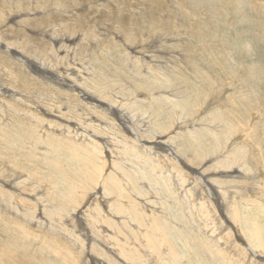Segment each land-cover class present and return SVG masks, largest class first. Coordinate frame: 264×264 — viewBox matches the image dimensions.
<instances>
[{
  "label": "rangeland",
  "instance_id": "obj_1",
  "mask_svg": "<svg viewBox=\"0 0 264 264\" xmlns=\"http://www.w3.org/2000/svg\"><path fill=\"white\" fill-rule=\"evenodd\" d=\"M26 1L30 4H26ZM104 1L108 3L110 9L112 8V15L110 16L105 10H101L103 9L101 2L97 0H76V3H70V0H61L62 5H69L72 9L74 8L71 16L57 11L54 0H0V41L15 38L14 35L18 38L23 36L30 40L47 44L46 46L49 48L53 44L47 38L40 37L37 33L41 34V32L38 30H48L53 24H60L59 20H63L69 25L74 24L83 27L88 25L90 29L100 31L97 27L105 28L103 26H106L107 21V24L111 25L110 18H114L117 14L115 3L110 0ZM150 1L123 0L122 5L125 8L127 7L128 10L124 11L121 16L125 21L128 19V14L136 15L133 16L136 20L142 15H147L149 18L152 15H156L157 18L154 17V19H157V21H155L154 25L157 28L160 23L166 21V23H162L163 26L161 27L164 28L163 32L165 34L161 33V36H157L159 32H156L157 35L154 32L151 33L152 29L150 31V28L147 27L148 29L146 28L141 33L142 39L145 41L139 39V42L137 41L136 43L135 41L136 46L133 44L134 46L130 45L127 49L131 52L134 51L137 56L143 55L146 57V53L142 49L146 45L149 46L154 43L153 47L156 49L155 51L158 50V56H161L160 58L162 59L150 60V66L145 65V67H148L146 71L152 72V67L156 65V68L162 66L174 69L172 74H170L171 82L167 81L164 75H159L156 72H154L156 74L151 75V79L156 80L155 78L159 76L160 81L165 80L162 85H153L152 87L149 85V88L145 85V82H140L137 76L135 78L128 71V63L122 61L120 52L124 54L125 46L124 49H119V52L113 50L114 58L111 55V57L109 56L110 53L106 52L109 48L105 47L106 49L104 48L100 52L99 57L97 56L98 60L94 55L97 52H93L94 54L90 55L89 58L88 53L84 52V49L83 51L80 50L79 55H76L77 57L75 56L73 60L70 56H66V58L62 56H64L67 48L68 50L73 49L78 40H68L70 36L65 35L64 37H58L56 40L62 44L57 48L53 46V51L49 52L50 59L57 57L63 60L62 63H56L58 66L53 65L54 67H50L51 73L53 74L54 72L62 80H68L75 85H78V82L74 81L73 76H75L76 80V77H80L82 73L91 74L92 77L93 73V76H95V74L101 75V73L105 72L102 79L100 78L104 80L105 84L103 92L98 93V88L96 87V94H100V102L116 110L115 116L117 118L114 116L112 122L115 121L113 122L114 125H120L122 132H118L117 135H111L112 132L110 134V131H98L99 125L95 119L99 118L105 121V117L102 114L99 115L98 111L90 110L88 113L89 109L78 110L81 107V101L78 104L71 99L72 103L78 104V107H75L76 104H71L72 106L69 107L70 95H68V100L66 99V94L60 96L64 98L62 100L47 97V90L44 88L46 83H43L48 81L46 79H42L44 81H40L38 84L31 83L33 86L25 83V85H29L28 87L25 86V89L27 88L26 91L29 88V91L32 90L30 91V96L32 97L30 99L41 109L40 112L42 114L40 113L36 116L42 121V125L34 123L31 119L22 118L19 120L20 118H13L10 116L11 112H6V119L10 125H14V130L6 132V136L0 133V168L1 170L3 169L2 171L0 170V184L16 177H13L10 172H6L4 169L2 164L6 161L10 167L15 168L21 176L23 175L24 180L34 177V181H38L41 187H38L36 193L43 194L45 198H48L52 208L56 205L62 208L56 210H59L60 215L55 216L52 220L54 226H52L50 231H53V233L54 231L58 232L56 236L53 234L45 235L42 231H40L42 233H38V231L32 232L30 231L31 229L27 230L29 229L28 226H25V229H21L17 227L18 223L13 215L4 212L6 215L3 213L2 215L0 212V251L1 253L2 250L5 251L3 257L0 255V264H80V258H86L84 264H98L95 257H92L93 259H90V256L87 257L89 254L92 253L94 255L96 252H89V248L86 250L88 246L86 239L89 236V232L85 233L86 237L82 236L86 230L83 229L82 231L79 228L78 222L76 223V220L72 218L74 214L70 215L69 210L72 209L78 214V212L85 210L90 205V208H87L89 211L88 217L95 214L98 218L101 217L94 206L98 205V208L100 207L104 210L101 203L107 197H99L98 190L100 191L101 185L109 186L108 181L113 182L110 189L111 191L113 189L114 198L112 197L111 200L107 198V200L105 199L107 202L104 201V203L112 204L114 201L116 203L119 190L123 195L120 199L124 201L125 207L126 205H134V207L138 205L134 212L138 220L141 219L142 215H140L141 206H139L141 204L137 199L148 205L145 206V212L151 218L152 226H154L153 231L156 234H154L155 237L152 236L150 239L152 241L151 244L155 248H163V250L162 248L160 249L161 252L159 251L155 255L160 262L159 264H262L257 258H252L253 256H250V253L242 244H248L249 247L253 245L255 248L250 247V249L254 251V254L258 257H264V151H259L260 148H264V0H161L157 5ZM39 2L43 4L42 8L36 6ZM87 6L88 10L82 12ZM136 9H140L137 12L138 15L135 12ZM76 11H80L82 16H77ZM143 11L148 13L146 14ZM177 13L179 15H176ZM189 14L193 15L189 17ZM24 18L27 19L24 20ZM80 26L77 27L83 28ZM109 29L112 30L110 31L111 34L116 31L111 26ZM44 35L48 36L49 33ZM42 38L43 41H41ZM176 38L179 39L177 40ZM119 39H122L123 44L125 43L123 35ZM61 40L68 42L64 43ZM89 41L93 42L94 40ZM165 41H169L165 44L166 46L163 43ZM54 45L56 44L54 43ZM88 46L92 51H96L95 44ZM153 47L150 50L154 51ZM140 48L141 50H139ZM38 61L37 63L40 64L41 61ZM144 62L146 61L144 60ZM43 66L45 67V72H47L49 66ZM175 69L179 71V77L181 78L176 77ZM27 72L31 77L29 74L30 69ZM71 75L72 77H70ZM83 77L82 80L85 79L84 74ZM124 80L134 85L133 87L136 86V88L132 89ZM14 81L10 80L5 85L6 88L15 90L16 88L12 85ZM86 82L89 87L92 86L90 81L86 80ZM80 88L83 89L86 86L82 85ZM137 88L139 91H137ZM135 92H138L141 98L146 96L152 98L153 96L156 97L157 94L163 93V95L169 96L171 103L167 100L168 98L165 100L153 99L154 101L151 103L136 99L135 102L138 103L135 106L133 104L136 97ZM54 93L57 94L58 92L54 91ZM130 103L133 106L129 105ZM167 104H173L182 111V114L179 111L178 117L180 115L182 117L180 116L176 123H174V120H172L173 122L171 121L169 111H165V105ZM120 106H123L124 109ZM157 109L160 112H157ZM191 109H195V114L189 115L188 110ZM19 111L25 114L30 113L28 108L21 106ZM78 111L80 112L78 113ZM54 117H58L57 121ZM59 120L64 122L62 123ZM129 124H134L136 128L138 126L137 131L139 133L129 136L127 134L129 131H124L126 130L125 128L129 129ZM100 126L103 127L102 124ZM192 128L196 129L195 131L198 133L189 136L186 130ZM62 129L63 132L61 133ZM94 134L109 139L106 141V148L100 140L96 139ZM117 136L120 139H116ZM120 136H124L126 141ZM87 137H91L92 139H90L94 141L95 145L99 144L102 147L98 148L96 146L95 150L98 151L93 152L94 145L87 144ZM175 140L179 146L177 148L178 151L175 150L173 145ZM141 142L146 144L145 152L140 149ZM158 142L163 144L161 147L170 149L176 157L183 158L184 154L189 155L190 157L184 159L189 160L185 164L190 168L198 170L202 174V170L206 171L210 168L207 171L208 173L205 172L203 175L206 178L211 175V172L213 175L216 174L215 181L217 183H215L219 187L216 186L221 191H225L223 194L218 192L217 196L221 199H217L211 188L206 196L199 186L201 185L200 181H196L195 178H189L190 175L185 172L186 170L171 155H166L164 150L157 149L161 147L154 149L148 147V144L154 146ZM47 143H50L54 148L52 151H43V147ZM241 143L247 144V147L240 146ZM36 145L43 146L42 150L39 151L40 149L38 150ZM138 145L139 149H137ZM133 149L135 154L143 157L149 164L147 162L143 163L134 154L131 155L130 153H132ZM111 151H114V153L111 154ZM218 160H220V164L225 162L231 163L232 166L228 164L226 165L229 166L228 168L214 171L212 168ZM245 160L250 168H254L255 165L258 167L257 177L262 179V183L256 192L254 189L249 188L250 180H241V176L234 177L239 171L237 166L241 161L245 162ZM249 160L251 161L248 162ZM115 161L121 166L119 167ZM123 161H131V163H127V167L130 169L128 170L137 171L136 175H141V178L146 180L144 182L146 187L143 188V195L134 196L135 191L140 194L141 190L138 187H135L133 191H127L124 184L122 186L123 189H118L117 186L123 184L120 183L121 177H125L121 169ZM220 164L217 166L221 167ZM4 165H7V163ZM132 165H134V168H132ZM224 173H228L230 176L233 175L230 178L232 181L227 177H222ZM136 175L133 176L137 179ZM179 179H181V182ZM170 182H173V187ZM136 183L139 184V181L137 180ZM168 183L170 184L169 187L167 186ZM190 183H193L196 189L198 188L199 194L192 190ZM25 185L23 187L25 189L24 192H26L22 191V195L15 196V199H19L22 202L21 208L25 206L30 208L29 211L37 210L35 217H39L38 209L41 206L39 205L38 207L37 204L31 203L35 202L33 200L35 192L28 183H25ZM76 185H81L82 189H74ZM235 187H243L242 192L251 191L252 194L246 197L229 196L228 193L232 194L231 189H236ZM4 188L5 191L14 192L9 187L6 189V186H0L3 191ZM198 195H200L199 198L201 200L197 198ZM69 196H72V198ZM95 198H98V201L93 202ZM226 200H229L227 203H230V207L234 212V216L230 218L229 229L223 220L224 216H228L225 213L226 207H228ZM19 201L15 203L18 204ZM29 201L31 202L29 203ZM65 211H68V218L64 216ZM8 215L10 219L6 218ZM50 215V217H54L55 214L50 213ZM105 215L110 220L105 222L102 228H105V226L109 228V222L122 220L114 215L107 213ZM57 217L62 218L65 224H61ZM161 221H165L168 227L172 228H167ZM131 222L134 223L133 221ZM142 223L144 222L142 221ZM130 226L132 225L129 223L124 224L125 233H131L133 229ZM81 227L83 228L82 225ZM49 228L51 229V227ZM142 228L143 232H145L144 225H142ZM252 231L254 233L255 231L257 232L255 234L258 235L256 238L258 240L255 241L250 238L249 234ZM246 233L248 237L243 236ZM123 236L122 238L126 237L125 234ZM132 236L136 240L139 239V234L132 233ZM71 237H77L76 242L81 244L80 252L82 253L79 258L77 257L78 251L75 249L77 246H73L69 242ZM245 237L248 239H245ZM146 240L144 244H147ZM92 242L90 239L89 244L91 245ZM93 245L96 248L97 244L94 243ZM152 246L150 245L151 248ZM83 247L85 248L84 251H82ZM6 248L9 251H6ZM173 254L177 257V261H170L171 259L168 258Z\"/></svg>",
  "mask_w": 264,
  "mask_h": 264
},
{
  "label": "bare ground",
  "instance_id": "obj_2",
  "mask_svg": "<svg viewBox=\"0 0 264 264\" xmlns=\"http://www.w3.org/2000/svg\"><path fill=\"white\" fill-rule=\"evenodd\" d=\"M29 1H32V0H29ZM98 2L100 1L101 2V5H102V8L101 10H105L108 14V16L112 15V8L110 9L108 3L104 0H97ZM112 3H115L114 5H116V11H117V14L115 15L114 18H110L111 19V25L110 24H107L106 23V26H103L105 28H99V26L97 27V29H99L100 31H96V29L92 30L89 28V26L87 25L86 27H83V26H80V25H69L68 23H66L65 21L63 20H59L58 22H60V24H53L50 29L48 30H38L40 33H37L40 37H44V38H47L51 44L53 45H50L49 48L46 46L47 44H44V43H41V42H38V41H33V40H30L29 38H25L23 36H20L19 38L14 35L15 38H12V39H4L2 40V42L0 41V133L3 135V136H6V132L8 131H13L14 130V125H10L9 122L7 121L6 119V112H11L10 113V116L11 117H17L16 119L20 118L19 120H21L22 118L24 119H31L33 120L34 123H38V125H42V121L39 119V117H37L36 115H39L41 112L37 105L34 104L35 102H33V100L30 99V90L28 89V91H26L25 89V83L26 84H31V83H34V84H38L40 81H42V79H46L48 80L47 82H43V83H46L44 88L46 91H43L46 92V96L47 97H50L52 99H64L63 97H60L64 94L67 95V100H68V95H70L69 97V101L68 103L70 104V106L76 104V103H81L82 104L80 105L81 107L78 108V110H84V109H89L88 110V113L90 110L92 111H98L99 112V115L102 114V116L105 117V121L101 120V119H95V121L98 123L99 125V129H97L98 131H110V134L112 132L111 135H117L118 132H122L121 129H120V125H114L113 121L112 122V118L115 116L116 114V110H113V108L111 106H108V105H105L104 103L100 102V94H96V90L95 88L97 87L98 88V93H101L103 92L102 90L104 89L105 87V84H104V80H101L102 77L105 75V72H103V74L101 73V75H92L91 77V74H88V73H82V75L79 77L77 76L76 77V80H75V76L74 77V81H77L78 85H75L73 84L72 82L68 81V80H62L61 78L58 77V75L54 72L53 74L51 73V69L50 67H52L53 65L55 66L56 63H62L63 60L62 59H59L57 57H54L55 59H50V53L53 51V46L55 48H57L59 45H61L62 43L56 41L58 39V37H64L65 35H68L70 36L68 40H78V43H76L74 45V48L73 49H69L67 48V50L64 52V56H62L63 58H66V56H70L73 60H74V57L76 55H79V52L80 50L83 51V49L85 50L84 52H87L89 58H90V55L94 54L95 52H97L95 55L96 59L98 60L97 56L99 57L100 55V52H102V50H104V48H109L108 50H106V52L110 53L109 56L111 55L112 58H114V54H112L114 51H120L119 49H124V46H125V50H124V54H121V58H122V61H126L128 63L127 67L129 68L128 71L131 72V74L135 77L137 76V78H139L140 82L143 81L145 82V85H147L149 88L150 86L152 87L153 85H162L165 80H159V76L156 77L155 79L156 80H152L151 79V75H154V74H161V75H164L167 79V81L171 82L170 81V74H172V71H174V69H169V68H166V67H162V66H158L156 68L155 67H152L153 68V71L152 72H147V66H150V62L153 60V59H162L160 58L161 56H158V50L155 51L156 49H154V43H152L151 45L147 46V48H143L142 51L144 50V52L146 53V57L145 56H137L135 54L134 51H129V46L130 45H135V41L137 43V41L139 39H142V34L143 31L149 27L150 28V31L151 33H155L156 32H159V35L157 36H161L162 34L161 33H164L163 30L164 28H161L163 26L162 23H166V21H163L164 18H163V22L162 23H157L159 24L158 28L154 25L155 21H157V19H154V17H156V15H152L151 18L147 17V15H142L139 19H134L133 16H136L133 14L132 15H129L128 14V19L127 20H123L122 18V13L127 9V7H123L122 3H123V0H120V1H114V0H110ZM161 0H151L150 2L153 3V4H158ZM174 1V0H173ZM177 1V0H176ZM157 2V3H156ZM166 2V1H165ZM172 2V1H171ZM170 2V3H171ZM29 2L26 1V4H28ZM61 0H54V5L57 9V11H59L60 13H63L65 15H68V16H71V13L74 12V8L72 9L69 5H62L61 4ZM70 3H76V0H70ZM140 3V2H139ZM138 3V4H139ZM173 3V2H172ZM176 3V2H175ZM233 3V2H232ZM25 4V5H26ZM30 4V3H29ZM79 4V3H78ZM77 4V5H78ZM99 4V3H98ZM174 4V3H173ZM179 4V3H178ZM35 5V4H34ZM43 4L41 2H39L38 5H36L37 7H40L42 8ZM88 5H90L88 3ZM96 5V4H95ZM126 5V4H125ZM141 5V4H140ZM143 5V4H142ZM80 6V5H79ZM155 6V5H154ZM170 6V4H169ZM173 6V5H172ZM81 7V6H80ZM101 7V6H100ZM136 7H138L136 5ZM162 7V6H161ZM171 7V6H170ZM182 7V6H181ZM216 8V7H215ZM238 8V7H237ZM77 9V8H76ZM75 9V10H76ZM90 9V8H89ZM96 9H98L96 7ZM146 9V8H145ZM148 9V8H147ZM156 9V8H155ZM159 9V8H158ZM166 9V8H165ZM178 9V8H177ZM79 10V9H77ZM81 10V9H80ZM86 11L88 10V6L82 10L83 11ZM100 10V11H101ZM131 10V9H129ZM132 10H134L132 8ZM140 10V9H138ZM138 10L136 9L135 12L137 13ZM149 11V10H148ZM151 11V9H150ZM153 11V10H152ZM157 11V10H156ZM174 11V10H173ZM183 11V10H182ZM98 12V11H97ZM145 12V11H143ZM154 12V11H153ZM187 12V11H186ZM135 13V14H136ZM140 13H142V11H140ZM146 13V12H145ZM148 13V12H147ZM146 13V14H147ZM150 13V12H149ZM163 13V12H162ZM172 13V12H171ZM180 13V11H179ZM190 13V12H188ZM192 13V12H191ZM76 14L77 16H82L81 15V12L80 11H76ZM153 14V13H152ZM185 14V13H184ZM32 15V14H31ZM138 15V13H137ZM172 15V14H170ZM174 15V14H173ZM176 15H179L178 13ZM187 15V14H186ZM185 15V16H186ZM193 15V14H191ZM189 14V17L191 16ZM24 16V15H23ZM132 16V17H131ZM182 16V15H181ZM27 17V16H26ZM38 17V16H36ZM170 17H174V16H170ZM169 17V19H170ZM188 17V15H187ZM88 18V17H87ZM157 18V17H156ZM175 18V17H174ZM193 18V17H192ZM27 18H24V20H26ZM82 19V18H81ZM160 19V18H159ZM168 19V18H167ZM186 19V18H185ZM184 19V20H185ZM71 20V19H70ZM75 20V19H74ZM83 20V19H82ZM166 20V19H165ZM180 20V19H179ZM161 21V20H160ZM169 21V20H168ZM13 23H15L14 20H12ZM37 22V21H35ZM86 22V21H85ZM172 22V21H171ZM175 22V20H174ZM179 22V21H178ZM177 22V23H178ZM127 23V24H126ZM176 23V22H175ZM184 23V22H182ZM191 23V22H190ZM189 23V24H190ZM105 24V23H104ZM17 25V24H16ZM83 25V23H82ZM77 26H80V27H83V28H79ZM111 26V28H114L116 31V33H112L109 29V27ZM169 26V24H168ZM181 26V25H180ZM190 26V25H189ZM205 26V25H204ZM3 28V27H2ZM7 28V27H6ZM39 28V27H38ZM169 28V27H168ZM186 28V26H185ZM4 29V28H3ZM148 29V28H147ZM179 29V28H178ZM181 29V28H180ZM154 30V31H153ZM183 30V29H181ZM5 31V30H4ZM166 31V29H165ZM169 32V30H167ZM185 31V29H184ZM183 31V32H184ZM167 32V33H168ZM186 32V31H185ZM45 33H49V35H44ZM187 33V32H186ZM186 33H184L186 35ZM10 34V33H9ZM14 34V33H13ZM12 34V35H13ZM149 34V33H148ZM165 34V33H164ZM182 34V32H181ZM180 34V35H181ZM8 35V34H6ZM113 35V36H112ZM114 35L115 38H114ZM122 35L125 37V43L123 44L122 43V39L120 40L119 38H122ZM173 35V34H172ZM10 36V35H9ZM77 36V37H76ZM8 37V36H7ZM174 37V36H173ZM2 39V37H1ZM149 39V38H148ZM152 39V38H151ZM156 39V38H155ZM169 39V38H168ZM175 39V38H174ZM177 39V38H176ZM179 39V38H178ZM177 39V40H178ZM89 40H94L93 42H90ZM172 40V38H171ZM43 41V38L42 40ZM63 41L64 43H67L68 41L66 40H61ZM142 41H145L142 39ZM47 42V40H46ZM139 42V41H138ZM169 42V41H168ZM167 41L163 42L164 45L168 43ZM171 42V41H170ZM178 42V41H176ZM49 43V42H48ZM54 43L56 45H54ZM84 43H86V45H84ZM96 45V51H92L91 49H89V46L88 45ZM133 45V46H134ZM157 45V44H156ZM108 46V47H107ZM132 46V48H134ZM136 46V45H135ZM166 46V45H165ZM177 46V45H175ZM153 47V50H150L152 49ZM103 48V49H102ZM105 48V49H106ZM162 48V47H160ZM182 48V47H181ZM180 48V49H181ZM131 49V48H130ZM137 49V48H136ZM165 49V48H164ZM19 50V51H17ZM114 50V51H113ZM141 50V48L139 49ZM161 50V49H159ZM50 52V53H49ZM55 52V51H54ZM94 52V53H93ZM161 52V51H160ZM105 53V52H104ZM152 53H154V55H152ZM119 54V55H120ZM86 55V54H85ZM166 55V54H165ZM110 56V57H111ZM77 57V56H76ZM33 58V59H32ZM88 58V57H87ZM31 59V60H30ZM35 59V60H34ZM148 59V60H146ZM165 59V58H164ZM37 60H39L38 62L41 61L40 64L37 63ZM76 60V58H75ZM89 60V59H88ZM144 60L146 62H144ZM151 60V61H150ZM58 61V62H57ZM160 61V60H159ZM165 61V60H164ZM72 62V61H71ZM88 62V61H87ZM91 62V61H90ZM99 62V61H98ZM166 62V61H165ZM45 63V64H44ZM93 63V62H91ZM97 63V62H96ZM131 63V64H130ZM94 64V63H93ZM43 65H46V66H49V68L47 69V72H45V67ZM98 65V64H97ZM100 65V64H99ZM145 65H147L145 67ZM153 65V64H152ZM166 65V64H165ZM43 66V67H42ZM53 66V67H54ZM58 66V65H56ZM87 67H89L88 65H86ZM94 66V65H93ZM30 69V72L29 74L31 75V77L28 75V72L27 70H29L28 68ZM126 67V68H127ZM93 69V68H92ZM98 69V68H97ZM53 70V69H52ZM90 70V69H89ZM44 71V72H42ZM96 71V70H95ZM176 71V77L178 76L179 77V71H177V69H175ZM49 72V74H48ZM97 72V71H96ZM156 72V73H154ZM73 73V72H72ZM100 73V72H99ZM83 74L85 75V79L82 80L84 77H83ZM110 76V75H108ZM72 77V75L70 76ZM172 77V76H171ZM101 78V79H100ZM106 78V76H105ZM104 78V79H105ZM136 78V77H135ZM181 78V77H179ZM53 79V80H52ZM61 79V80H60ZM66 79V78H65ZM10 80H15L12 85L13 87H15L16 89L15 90H11V89H7L6 88V84L10 81ZM86 80L90 81V84L92 86L89 87V85L87 84ZM61 81V82H60ZM73 81V82H74ZM126 83H128L126 80H124ZM41 82V83H42ZM138 82V81H137ZM65 83V84H64ZM141 84V83H140ZM32 85V84H31ZM42 85V84H40ZM82 85H85L86 88H80ZM128 85L131 86L132 89L136 88L133 87L134 85H131L130 83H128ZM142 85V84H141ZM150 85V86H149ZM29 86V85H28ZM27 86V87H28ZM33 86V85H32ZM144 86V85H143ZM40 87V86H38ZM43 87V86H42ZM35 88V87H34ZM32 89V88H31ZM120 89V88H119ZM54 91H57L58 93L55 94ZM137 91L138 88H137ZM38 93V92H37ZM43 93V92H42ZM208 93V92H207ZM41 94V92H40ZM45 94V93H44ZM103 94V93H102ZM136 94V97H135V100L133 101V104H137L138 102H135L136 99L137 100H140V101H143V102H148V103H151L153 102L154 100H165L167 99L169 102H170V98L169 96H165L162 94H157L156 97H144V98H141L139 97L140 95L138 94V92H135ZM65 95V96H66ZM32 96L34 97V95L32 94ZM43 97V95H42ZM32 98V97H31ZM40 98V97H39ZM44 98V97H43ZM47 99V98H46ZM49 99V98H48ZM75 100L76 103H72V100ZM98 101H97V100ZM154 99V100H153ZM172 100V99H171ZM233 100V99H232ZM43 101V100H42ZM81 101V102H80ZM200 101V100H199ZM46 102V101H45ZM74 102V101H73ZM171 103V102H170ZM44 104V103H43ZM42 104V105H43ZM72 104V105H71ZM78 104H76L75 107H78ZM189 104V103H188ZM86 105V106H85ZM131 106H133L131 103L129 104ZM177 105V104H176ZM211 105V104H210ZM25 107V108H28V111H30V113H22L19 111V107ZM65 106V105H64ZM89 106V107H87ZM136 106V105H135ZM68 107V106H67ZM124 109L123 106H120ZM72 109V108H71ZM123 109H120V110H123ZM128 109V108H127ZM135 109V107H134ZM165 111L167 112V110L169 111V114L171 115L170 119L171 121L174 120V123H176L179 119H180V116L178 117V113L180 111V109H178L177 107H175V105L173 104H167L165 105ZM184 109V108H182ZM23 110V109H22ZM21 110V111H22ZM69 110V109H68ZM195 109H191V110H188L189 112V115H193L195 114L194 113ZM221 111V110H220ZM80 111H78L79 113ZM122 112V111H121ZM156 112V110H155ZM157 112H160L158 109H157ZM196 112V111H195ZM207 112V111H206ZM60 113V112H59ZM82 113V112H81ZM85 113V112H84ZM118 113V112H117ZM120 113V112H119ZM180 113L182 114V111H180ZM199 113V112H198ZM42 114V113H41ZM184 114V113H183ZM207 114V113H206ZM76 115V113H75ZM88 115V114H86ZM61 116V115H60ZM82 116V115H81ZM84 116V115H83ZM197 116V115H196ZM207 116V115H206ZM52 117V116H50ZM116 117V116H115ZM182 117V116H181ZM57 121L58 117H54ZM80 118V117H78ZM83 118V117H82ZM117 118V117H116ZM123 118V117H122ZM61 119V118H59ZM64 119V118H63ZM202 119V118H201ZM120 120V119H119ZM206 120V118H205ZM29 121V120H27ZM61 121L62 123L64 122L63 120H59ZM192 121V119H191ZM55 122V121H54ZM173 122V121H172ZM182 123V122H181ZM205 123V122H204ZM215 123V122H214ZM61 124V123H60ZM100 124L103 125V127L100 126ZM136 124V123H135ZM67 125V124H66ZM178 125V124H177ZM183 125V124H182ZM49 126V125H48ZM97 126V125H96ZM125 126V125H124ZM180 126V125H179ZM184 126V125H183ZM198 126V125H197ZM70 127V126H69ZM134 124H129V129L128 128H125L126 130L124 131H129L127 132V134L129 136H132L134 134H138L139 132L137 131V128L134 127ZM16 128V127H15ZM42 128V127H41ZM72 128V127H71ZM75 128V127H73ZM97 128V127H96ZM239 128V127H238ZM77 129V128H75ZM82 129V128H80ZM31 130V129H30ZM51 130V129H50ZM54 130V129H53ZM61 130V129H60ZM78 130V129H77ZM139 130V129H138ZM196 130V129H195ZM193 128L192 129H187L186 130V133L189 135V136H193V135H196L198 132L195 131ZM55 131V130H54ZM73 131V129H72ZM82 131H85V130H82ZM181 131V130H180ZM50 132V131H49ZM61 133L63 132V129L62 131H60ZM79 132V131H78ZM77 132V133H78ZM81 132V131H80ZM52 133V132H51ZM71 133V132H70ZM73 133V132H72ZM40 134V133H39ZM124 134V133H123ZM126 134V133H125ZM18 135V133H17ZM44 135V134H43ZM175 135V134H174ZM56 136V135H55ZM94 136L96 137L97 140H100V142L104 145V147L106 148V141H108L109 139L107 138H104V137H99L98 135L94 134ZM43 137V136H42ZM49 137V136H48ZM83 137V136H81ZM114 137V136H113ZM122 139H125L124 136H120ZM137 137V136H136ZM34 138V136H33ZM66 138V136H65ZM72 138V137H71ZM91 137H87V144H91V145H94V149H92L93 152H96L98 150H95V147L97 146L98 148H101L102 146L101 145H95L94 144V141L90 139ZM38 139V138H37ZM77 139V138H76ZM86 139V138H85ZM116 139H120L119 136L116 137ZM135 139V138H134ZM160 139V138H158ZM126 141V139H125ZM37 142V141H36ZM31 144V142H29ZM109 143V142H108ZM90 145V146H91ZM173 145L175 146V150L178 151V144L175 141H173ZM37 146V145H36ZM86 146V145H85ZM119 146V145H118ZM163 146V144L161 142H158V143H155L154 146H150L148 144V147H151V148H157V147H161ZM240 146H246L247 147V144H242ZM261 146V145H259ZM42 147L43 146H37L36 148L41 151L42 150ZM93 147V146H91ZM222 147V146H221ZM108 148V147H107ZM144 148L146 149V144H144V142H141V145H140V149L142 152H145L146 150H144ZM220 148V147H219ZM260 148V147H259ZM258 148V149H259ZM54 148L52 147V145H50V143H47L44 147H43V151L46 150V151H52ZM91 149V148H90ZM123 149V148H122ZM137 149H139V145L137 146ZM157 149H161V150H164L166 155H171L174 160L180 164V166H182L186 171V173H188L190 175L189 178H195L196 181H200L201 185L200 188L202 189V191L206 194H209V189L211 188L213 190V194L215 196L218 195V192H222V194L225 192V191H221L220 188H218L219 186L216 184L217 182L215 181L216 177L213 173L211 172V175H208L206 178L204 177V173L209 171L210 168L208 170H206V168H204V170L206 171H203V174L201 172H198V170H194L192 168H190L188 165L185 164V162L189 160H186L188 157H190L189 155L187 154H184L183 158H179V157H176L173 155V153L171 152L170 149L168 148H164V147H161V148H157ZM34 151V150H33ZM135 150L133 149V151H131L132 153H130L131 155L134 154V156L137 158V159H140V161H142L143 163H146L147 160H145L143 157H139V155L135 154L134 152ZM149 151V150H148ZM249 151V150H247ZM260 152L264 151V148H260L259 149ZM36 152V151H35ZM242 153H244L243 151H241ZM38 153V152H37ZM114 151H111V154H113ZM219 153V152H218ZM217 153V154H218ZM224 153V152H223ZM152 154V153H151ZM245 154V153H244ZM43 155V154H42ZM161 156V155H160ZM232 156V155H231ZM167 157V156H165ZM186 158V159H184ZM251 158V156H250ZM124 160V159H123ZM129 160V159H128ZM227 160V159H226ZM255 160V159H254ZM253 160V161H254ZM3 161V160H2ZM164 161V160H163ZM251 160H249L248 162H250ZM252 161V162H253ZM116 162V161H115ZM124 162V161H123ZM131 161H125L121 167V169L123 170V173L125 174V177H121L120 179V183L122 185H119L117 186L118 189L122 188V186L125 184L126 187H125V190L127 191H133L135 190V187H138L140 191V194L136 193L135 191V194L134 196L136 195H143V188L146 187V184L144 183L146 180H144V178H141V175L138 176V174L136 175L137 171H129L130 169L127 167V163ZM239 162V161H238ZM7 165H4L6 164ZM149 164V162H147ZM219 163L220 164V160H218L216 162V164ZM116 164H118L116 162ZM212 168V170H221V168H228L229 166H226V165H230L232 166L231 163H221V167L220 166H217L219 164H217ZM248 164V163H247ZM246 164V160L245 162L241 161V163L237 166L239 171L237 172L238 174L235 175L234 177L237 178V177H240L241 180H250L251 184H250V187L251 189H254L255 192L258 190V188L261 187V183H262V179L257 177L258 176V167L257 165H255L254 168H250L248 165ZM4 166V169L6 170V172H10L11 175L13 177H15L14 179H9L7 182H1L0 186L1 185H4L6 186V189L7 187H9L10 189H13L14 192H8V191H5V188H4V191L0 189V212L1 214L4 212L6 214H10V215H13L15 218H16V222L18 223V226L17 227H20L21 229H25V226L29 229L27 230H30V231H38V233H42L44 232L45 235H55L58 233V232H55L53 233V231H50L52 230V226H54L52 220L55 218V216H59V210L56 211L57 209H61L62 207H60L59 205L55 206L54 208H52L50 205V200L48 198H45L44 195H40L39 193H36L37 192V189L38 187L40 188L41 185L37 182L34 181V177L31 179L27 178V176H25L27 178V180H24L23 178V175L21 176V174L16 171L15 168H12L8 165V162H4L2 164ZM1 165V166H2ZM119 167L121 166V164H118ZM131 166V164H129ZM201 165H203L201 163ZM212 165V164H210ZM251 165V164H250ZM253 165H254V162H253ZM150 167V166H149ZM132 168H134V165H132ZM201 168V167H200ZM129 169V170H128ZM152 169V167H151ZM1 170V168H0ZM3 170V169H2ZM1 170V171H2ZM153 170V169H152ZM151 170V172H152ZM228 170V169H227ZM226 170V171H227ZM154 173V172H153ZM208 173V172H207ZM220 173V172H219ZM116 174V173H115ZM141 174V173H140ZM133 175H136L137 179L133 176ZM255 175V176H254ZM233 176V175H232ZM232 176H230L228 173H224L222 174V177H227L228 179H230ZM10 177V176H9ZM119 177V176H118ZM7 180V179H5ZM42 180V179H40ZM139 181V184L136 183V181ZM231 180V179H230ZM179 181L181 182V179H179ZM232 181V180H231ZM109 182V186H104V185H101L100 187V191L98 190V195L99 197H107L109 198L110 200L112 199V197L114 196L113 194V189L111 191L110 189V186L113 185V182L112 181H108ZM216 182V183H215ZM25 183H28L33 191L35 192V196L33 198V200L35 201L34 203L29 201V203L31 202L32 204H37V206L39 207V205L41 207H39L38 211H39V217H35V212L36 211H29L30 208L29 207H25L23 206L22 208L20 207L22 204V202L19 201V199H15V196H20L22 195V191L24 192V185ZM195 183V182H194ZM171 186L173 187V182H170ZM168 183V187L170 185ZM39 185V186H38ZM189 185H191L192 187V190L195 192L198 193V188L196 189V186H194L193 183H190ZM218 187H217V186ZM27 187V185H25ZM115 187V186H114ZM152 187V186H151ZM161 187V186H159ZM72 188H74V186H72ZM82 189V186L81 185H76V187L74 189ZM149 188V187H148ZM157 188V187H155ZM236 188V187H235ZM31 189V190H32ZM116 189V187H115ZM181 189V188H180ZM242 189L243 187H239V188H236V189H231L232 191V194L228 193L229 196H233V195H238V196H249L251 193V191H248L249 189L245 190L247 193H244L242 192ZM211 190V191H212ZM30 191V190H29ZM39 191V190H38ZM44 191V190H43ZM158 191H159V188H158ZM161 191V189H160ZM26 192V191H25ZM24 192V193H25ZM122 192V191H121ZM163 192V191H162ZM253 192V191H252ZM33 193V192H32ZM118 195H117V199H116V203L114 201V203L112 204H108L106 203L107 201V198H105L103 200V203H101L104 207V210H102L100 207L98 208V205L94 206L99 214L101 215V217L98 218V216L96 215H92L91 217H88V209L90 208V205L83 211H80L78 212V214H76L74 212V210L72 209H68L69 210V214H74L72 216V218H74L76 220V223L78 226H80L79 228L83 231V229H85L86 231L83 232L82 236L86 237V234L85 233H88L89 236L87 237V242H88V246L86 248V250H88L89 248V252H93V251H96L94 253V255L91 253L89 254L87 257H89L90 259H93L92 257H95L97 259V263L98 264H159L160 262L158 261V259L155 257V255L158 254V252L160 251V249L158 248H155L152 246V241L150 240L153 237H155V232L153 231V228L154 226L153 225V222L151 221V218L149 217V215L147 214V212H145V206H148L146 203H143V201L137 199V201L139 202L140 201V204L139 206H141V209H140V215H142L141 217V222L140 220H138L136 218V214L134 213L135 210L137 209V206L134 207V205L132 206H127L126 207L124 206L125 203L123 200H121L120 198L123 197L122 193H120V191L118 190ZM161 194V192H159ZM227 193V192H226ZM199 194V193H198ZM34 195V194H33ZM200 195H198L197 198H199ZM22 197V196H21ZM72 198V196H69ZM98 197V198H99ZM14 198V199H13ZM98 198H95L93 200V202H96L98 201ZM114 198V197H113ZM136 198V197H135ZM220 198V197H219ZM218 196H217V199H219ZM228 198V197H227ZM25 199V198H24ZM28 199V198H27ZM97 199V200H96ZM200 199V198H199ZM221 199V198H220ZM223 199V198H222ZM229 199V198H228ZM16 200V201H15ZM114 200V199H113ZM201 200V199H200ZM18 202L15 203V202ZM104 201H106L104 203ZM227 201L229 200H226L225 202L227 203ZM133 203V202H132ZM217 203V202H216ZM89 204V203H88ZM94 204V203H93ZM100 204V205H101ZM117 204V205H115ZM224 204V203H222ZM228 204V207H226V210H225V213L228 215L227 217L224 216V223L227 225L226 227H228L229 223H230V218L234 216V212H233V209H231V205L230 203H227ZM218 205V204H217ZM93 206V205H92ZM117 208H116V207ZM225 206V204H224ZM227 206V205H226ZM25 207V208H24ZM86 207V206H85ZM122 207H124V209H122ZM188 207V206H187ZM94 208V209H95ZM148 208V207H147ZM156 209V207H155ZM103 211V212H102ZM158 211V210H157ZM65 215L64 216H67L66 218H68V211H65ZM74 212V213H73ZM97 212V211H96ZM95 212V213H96ZM107 214H110V215H114V216H117V218H120L122 219L121 221H117V220H114L112 219L113 222H109L110 225H109V228L105 226V228H102V226L104 225L105 222H108L110 219L106 218V215L105 213ZM3 213V214H4ZM51 214H55L54 217H50ZM2 214V215H3ZM4 214V215H6ZM166 215V214H165ZM164 215V217H165ZM11 217V216H10ZM62 217V216H61ZM71 217V216H70ZM113 217V216H112ZM168 217V216H167ZM166 217V218H167ZM6 218H9V215L8 217ZM59 218V222H61V224H65V222L63 221L62 218L60 217H57ZM71 218V219H72ZM10 219V218H9ZM132 219V220H130ZM101 220V221H100ZM130 220V221H129ZM163 220V218H162ZM8 221V220H6ZM100 221V222H99ZM131 221H133L134 223H132ZM142 221L144 223H142ZM12 222V221H11ZM55 222V221H54ZM58 222V221H57ZM162 222V221H161ZM125 223H129L130 226L134 232H132L133 230H131V233L130 234H127L124 232V224ZM20 224V225H19ZM60 224V223H58ZM60 224V225H61ZM162 224H164L167 228L171 229L172 227H168V224H166L165 221L162 222ZM161 224V225H162ZM81 225L83 226V228L81 227ZM142 225H144L145 227V232H143V228H142ZM64 226V225H63ZM68 226V225H67ZM126 226V225H125ZM51 227V229L49 228ZM230 227V226H229ZM228 227V229H229ZM66 229V228H65ZM88 229H90V231H88ZM126 229V228H125ZM227 229V230H228ZM248 229V228H247ZM6 230V229H5ZM63 230V229H61ZM249 230V229H248ZM251 230V229H250ZM13 231V230H12ZM25 231V230H23ZM42 231V232H40ZM66 231V230H65ZM31 232V233H32ZM91 232V233H90ZM26 233V232H24ZM29 233V232H27ZM125 234V238H122V236ZM132 233H136L137 235L139 234V239L136 240L134 239V236H132ZM145 233V234H144ZM245 233V232H244ZM255 233L257 234V232L255 231ZM254 233V231L250 232V238L253 239V240H258L256 239L258 235H256ZM81 234V233H79ZM155 234V235H154ZM54 236V237H55ZM59 236V235H58ZM64 236V235H63ZM68 236V235H67ZM79 236V235H78ZM243 236H247L248 237V234L246 233L245 235ZM40 237V236H39ZM124 237V236H123ZM137 237V236H136ZM245 237V239L247 238ZM92 240V244L90 245L89 244V240ZM146 240L147 244H144V241ZM248 239V238H247ZM12 240V239H11ZM61 240V239H60ZM149 240V241H148ZM66 241V240H65ZM77 241V237H71L69 239V242L71 245H76L77 247H75V249H77V254H78V258L80 257V254L82 252H80V247H81V244H79ZM241 241V240H240ZM248 241V240H247ZM250 241V240H249ZM68 242V244H69ZM161 242H163L161 240ZM243 242V241H242ZM259 242V241H257ZM97 244L96 248L94 247L93 244ZM189 243V242H188ZM11 244V243H10ZM123 244V245H122ZM152 246V248L150 247V245ZM163 244V243H162ZM220 244V243H219ZM261 244V243H260ZM12 245V244H11ZM192 245V244H191ZM67 246V245H66ZM235 246V245H234ZM242 246L245 247V249L250 253V256L252 255L253 257L252 258H257L259 260L260 263L264 264V257H258L256 254H254V251L252 249H250V247L253 249L255 248L253 245L249 247L248 244H242ZM74 248V247H73ZM72 248V250H73ZM7 249V248H6ZM74 249V250H75ZM84 247L82 248V251H84ZM5 250V249H4ZM11 250V249H10ZM163 250V248H162ZM6 251H9L8 249ZM28 251V250H27ZM5 251L2 250V253L0 251V255L3 257L4 256V253ZM161 252V251H160ZM243 252V251H242ZM256 252V251H255ZM141 253V255H139ZM22 254V253H21ZM18 256V255H17ZM36 256V255H35ZM16 257V256H15ZM169 259H171L170 261L172 260H175L177 261V257L173 254V255H170L168 257ZM167 258V259H168ZM213 258V257H212ZM217 258V257H216ZM20 259V258H19ZM80 264H84L85 263V260L86 258L82 259L80 258ZM89 259V260H90ZM179 260V259H178ZM24 261V260H23ZM96 261V260H95ZM180 262V261H178ZM88 264V263H87ZM169 264V263H168Z\"/></svg>",
  "mask_w": 264,
  "mask_h": 264
}]
</instances>
